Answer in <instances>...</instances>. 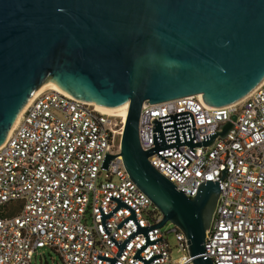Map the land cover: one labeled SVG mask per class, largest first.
Returning <instances> with one entry per match:
<instances>
[{
    "label": "built area",
    "instance_id": "obj_1",
    "mask_svg": "<svg viewBox=\"0 0 264 264\" xmlns=\"http://www.w3.org/2000/svg\"><path fill=\"white\" fill-rule=\"evenodd\" d=\"M200 96L144 103L141 146L170 145L149 161L190 197L219 182L205 258L264 264V81L224 107ZM227 122L225 136L202 144ZM123 129L120 116L60 88L33 98L0 146V264H32L42 248L63 264H193L184 232L170 221L157 226L162 212L127 171ZM171 233L183 252L177 263Z\"/></svg>",
    "mask_w": 264,
    "mask_h": 264
},
{
    "label": "water",
    "instance_id": "obj_2",
    "mask_svg": "<svg viewBox=\"0 0 264 264\" xmlns=\"http://www.w3.org/2000/svg\"><path fill=\"white\" fill-rule=\"evenodd\" d=\"M263 81L264 0H0V146L43 83L101 108L128 103L125 167L162 212L157 226L170 221L184 232L193 264H215L202 253L220 185L204 182L190 197L151 164L170 145L142 148L143 104L201 94L219 108Z\"/></svg>",
    "mask_w": 264,
    "mask_h": 264
},
{
    "label": "rangeland",
    "instance_id": "obj_3",
    "mask_svg": "<svg viewBox=\"0 0 264 264\" xmlns=\"http://www.w3.org/2000/svg\"><path fill=\"white\" fill-rule=\"evenodd\" d=\"M171 224H167V228H170ZM169 241L172 245V259L174 263H177L178 260L183 258V252L177 246V241L173 233L169 234ZM39 253L43 254L41 257L40 255L36 256L33 259L32 264H63L60 257L50 248H42L39 250Z\"/></svg>",
    "mask_w": 264,
    "mask_h": 264
},
{
    "label": "bare ground",
    "instance_id": "obj_4",
    "mask_svg": "<svg viewBox=\"0 0 264 264\" xmlns=\"http://www.w3.org/2000/svg\"><path fill=\"white\" fill-rule=\"evenodd\" d=\"M48 88H59L55 83H51V82H46L43 83L39 86V88H37V90L33 93V95L31 96V98L29 99L28 103L25 105V107L22 109V111L20 112L14 126L12 127L11 131H13V129L17 126L22 114L24 113V111L26 110L27 106L29 105V103L33 100V98L40 93L41 91L48 89ZM95 105L97 106V104L95 103ZM97 108L105 113H109L115 116H120L121 118V122L125 124L126 119H127V115H128V103L119 106L117 108H101L99 106H97Z\"/></svg>",
    "mask_w": 264,
    "mask_h": 264
}]
</instances>
